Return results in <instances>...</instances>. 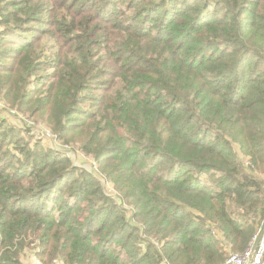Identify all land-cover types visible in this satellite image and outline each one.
I'll use <instances>...</instances> for the list:
<instances>
[{"label":"trees","instance_id":"16d2710c","mask_svg":"<svg viewBox=\"0 0 264 264\" xmlns=\"http://www.w3.org/2000/svg\"><path fill=\"white\" fill-rule=\"evenodd\" d=\"M0 99V264H226L264 222V0H0Z\"/></svg>","mask_w":264,"mask_h":264},{"label":"built area","instance_id":"2783aa9c","mask_svg":"<svg viewBox=\"0 0 264 264\" xmlns=\"http://www.w3.org/2000/svg\"><path fill=\"white\" fill-rule=\"evenodd\" d=\"M20 117V116H19ZM22 120H25L28 124H35L33 120H29L26 118H20ZM41 130H39L36 135L39 138L42 137H48L53 142H57L56 135H54L49 129L40 127ZM42 135L41 137L39 136ZM58 143V142H57ZM60 145V144H58ZM63 149L66 151V154L71 156V147L68 144H61ZM257 235L253 238L248 248L242 252L232 255L226 262V264H264V233L256 247H254V243L256 240ZM55 264L56 261H55Z\"/></svg>","mask_w":264,"mask_h":264},{"label":"rangeland","instance_id":"374dc122","mask_svg":"<svg viewBox=\"0 0 264 264\" xmlns=\"http://www.w3.org/2000/svg\"><path fill=\"white\" fill-rule=\"evenodd\" d=\"M45 42H48L50 43V41L48 40V38L45 39ZM1 102H3L2 99H0V104ZM5 104V102H3ZM0 107H2L0 105ZM6 116H7V119L9 118L10 120L14 121V122H18V119H20L21 117H17L15 114H8L6 113V111L3 110V112ZM18 118V119H16ZM9 120V121H10ZM10 121V122H12ZM14 124V123H13ZM39 136L41 137L42 135L39 134ZM44 141H47V140H44ZM74 162V164H78V165H81V166H84V167H87L88 169H90L91 171L95 172V165L93 164L92 162V158H89L87 156H84L83 154L79 153L77 150H74L71 152V156H70ZM105 183V182H104ZM105 188H106V191L109 193L110 191H112L113 189V185L112 183L110 182H106L105 183ZM28 254L23 256V260L25 263H28V264H40L39 262H37L36 260H33L34 258L31 256L32 253H30L29 251L27 252ZM32 258V259H31Z\"/></svg>","mask_w":264,"mask_h":264},{"label":"water","instance_id":"95a60500","mask_svg":"<svg viewBox=\"0 0 264 264\" xmlns=\"http://www.w3.org/2000/svg\"><path fill=\"white\" fill-rule=\"evenodd\" d=\"M263 233H264V222H263L262 226L259 229V232L257 234L256 240H255V243H254V247H256L258 245Z\"/></svg>","mask_w":264,"mask_h":264}]
</instances>
